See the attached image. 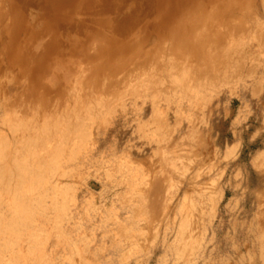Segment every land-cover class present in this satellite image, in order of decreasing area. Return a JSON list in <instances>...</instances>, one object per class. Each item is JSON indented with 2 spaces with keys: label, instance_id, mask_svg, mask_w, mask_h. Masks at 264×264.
I'll use <instances>...</instances> for the list:
<instances>
[{
  "label": "rangeland",
  "instance_id": "rangeland-1",
  "mask_svg": "<svg viewBox=\"0 0 264 264\" xmlns=\"http://www.w3.org/2000/svg\"><path fill=\"white\" fill-rule=\"evenodd\" d=\"M31 1L0 0V146L9 148L12 156L14 151L21 156L30 144L40 156L47 150L56 153L61 144L66 151L63 149L61 164L48 184L57 190L48 192L47 213L39 210L38 225L22 236L23 248L13 247V234L0 237L5 261L13 262L14 251L22 255L27 250L23 255L28 256V264L36 263L37 252L43 253L44 264H264V0H247V5L240 0L241 11L239 0ZM112 8L117 11L109 12ZM205 10L215 12L212 16L206 12L207 16ZM194 24L197 39L186 41L187 29ZM46 66H50L47 71ZM24 111H28L25 116ZM23 118H27L25 122ZM64 174L68 176L56 182ZM55 197L59 213L50 209Z\"/></svg>",
  "mask_w": 264,
  "mask_h": 264
},
{
  "label": "bare ground",
  "instance_id": "bare-ground-1",
  "mask_svg": "<svg viewBox=\"0 0 264 264\" xmlns=\"http://www.w3.org/2000/svg\"><path fill=\"white\" fill-rule=\"evenodd\" d=\"M33 1V0H32ZM31 1V2H32ZM48 1V0H47ZM64 1V0H63ZM207 1V0H206ZM215 0H213V2H214ZM245 1V0H244ZM39 2H41L42 3V1H39ZM50 2V1H49ZM52 2V1H51ZM69 2V1H68ZM81 2V1H80ZM133 2V1H132ZM131 2V3H132ZM198 2V1H197ZM201 2V1H200ZM199 2V3H200ZM209 2V1H208ZM217 2V1H216ZM220 2V1H219ZM223 2V1H222ZM237 2V1H236ZM239 10H240V8H241V6H240V4L242 5V3H241V1L239 0ZM246 2H247V0L244 2L245 4H246ZM254 2V1H253ZM35 3V2H34ZM33 3V4H34ZM38 3V2H37ZM57 3H59V2H57ZM56 3V4H57ZM66 3V2H65ZM130 3V2H129ZM210 3V2H209ZM221 3V2H220ZM226 3V2H225ZM235 3V2H234ZM30 4V3H29ZM40 4V3H39ZM50 4H52V3H50ZM60 4V3H59ZM72 4H74V3H72ZM203 4H204V6H206L205 5V3L203 2ZM207 4V3H206ZM217 4H218V2H217ZM236 4V3H235ZM235 4H233V5H235ZM23 5V4H22ZM40 5H42V4H40ZM54 5V4H53ZM130 5V4H129ZM192 5V4H191ZM200 5V4H199ZM247 5V4H246ZM245 5V6H246ZM47 6V5H46ZM55 6V5H54ZM57 6V5H56ZM60 6V5H59ZM65 6H68V5H65ZM128 6V5H127ZM125 7V11H126V9H128L129 7ZM218 6V5H217ZM216 6V7H217ZM230 6V5H229ZM238 6V5H237ZM237 6H235V8L237 7ZM244 6V7H245ZM31 7H34V6H31ZM51 7H52V5H51ZM109 7V6H108ZM208 6H206V8H207ZM2 8V7H1ZM26 8V7H25ZM37 8H39V7H37ZM50 8V7H49ZM55 8V7H54ZM78 8V7H77ZM92 8V7H91ZM105 8V7H104ZM119 8V7H118ZM196 8V7H195ZM199 8H203V7H199ZM222 8V7H221ZM242 8H243V6H242ZM27 9V8H26ZM34 9H36V7L34 8ZM100 9V8H99ZM130 9V8H129ZM208 9V8H207ZM206 9V10H207ZM212 9V8H211ZM228 9V8H227ZM246 9V8H245ZM51 10V9H50ZM105 10H107V9H104V11ZM200 10V9H199ZM198 10V11H199ZM205 10V13L206 12H208V11H206ZM229 10V9H228ZM239 10H238V12H239ZM7 11V10H6ZM54 11V10H53ZM73 11V10H72ZM80 11V10H79ZM92 11V10H91ZM108 11V10H107ZM115 11H117L116 9H115ZM115 11H114V8H112V9H109V12H111V13H115ZM125 11H123L124 13H125ZM194 11V10H193ZM201 11H202V9H201ZM204 11V10H203ZM217 11H219V10H217ZM217 11H216V13H217ZM231 11V10H230ZM241 11V10H240ZM247 11V10H246ZM64 12V11H63ZM68 12V11H67ZM77 12V11H76ZM88 12H90V11H88ZM101 12V11H100ZM126 12H128V11H126ZM190 12H192V11H190ZM213 12H215V11H213ZM212 12V13H213ZM33 13V12H32ZM72 13H74V12H72ZM91 13V12H90ZM89 13V14H90ZM102 13H103V11H102ZM102 13H101V15H102ZM117 13V12H116ZM129 13V12H128ZM127 13V14H128ZM194 13H195V11H194ZM209 13V12H208ZM211 13V14H212ZM219 13H221V12H219ZM225 13V12H224ZM231 13H232V11H231ZM244 13V9L242 10V14ZM246 13V12H245ZM36 14V13H35ZM52 14V13H51ZM64 14H66V13H64ZM96 14V13H95ZM98 14H100V13H98ZM126 14V13H125ZM124 14V15H125ZM189 14V13H188ZM207 14V13H206ZM210 14V13H209ZM210 14V15H211ZM225 14H227V13H225ZM229 14V13H228ZM25 15V14H24ZM24 15H23V17H24ZM54 15V14H53ZM70 15V14H69ZM80 15V14H79ZM100 15V16H101ZM103 15H106V14H103ZM102 15V16H103ZM121 15H122V13H121ZM183 15V14H182ZM193 14H191V15H189V16H192ZM196 15H197V13H196ZM196 15H194L195 16V18L198 16H196ZM222 15H223V13H222ZM26 16V15H25ZM28 16V15H27ZM33 16V15H32ZM31 16V17H32ZM36 16V15H35ZM43 16V15H42ZM86 16H88V15H86ZM193 16V17H194ZM199 16H201V15H199ZM207 16H208V14H207ZM206 16V17H207ZM212 16V15H211ZM217 16V15H216ZM219 16H221V15H219ZM231 16V15H230ZM22 17V18H23ZM46 17V16H45ZM69 17L70 16H68V19H69ZM112 17V16H111ZM120 17V16H119ZM186 17V20H188L187 19V16H185ZM185 17H184V20H185ZM193 17H191V18H193ZM202 17V16H201ZM13 18V17H12ZM36 19L37 18H39V17H35ZM35 18H33V19H35ZM59 18V17H58ZM103 18H106V16L105 17H103ZM190 18V17H189ZM209 18H210V16H209ZM213 18V17H212ZM215 18V17H214ZM213 18V19H214ZM221 18V17H220ZM230 20H232L230 17H228ZM24 19V18H23ZM22 19V20H23ZM32 19V20H33ZM111 19H113V18H111ZM196 19H198V18H196ZM200 19V18H199ZM203 19V18H202ZM208 19V18H207ZM253 19H255V18H253ZM39 20H41V19H39ZM43 20V19H42ZM48 20V19H47ZM70 20V19H69ZM68 20V21H69ZM73 20V19H72ZM104 20V19H103ZM120 20V19H119ZM125 20V19H124ZM123 20V21H124ZM210 20L212 21V19L210 18ZM223 19H221L220 21H222ZM13 21V20H12ZM16 21V20H15ZM37 21V20H36ZM46 21V20H45ZM96 21V20H95ZM107 21V20H106ZM110 21V20H109ZM108 21V23H110ZM193 21V20H192ZM191 21V22H192ZM216 21H217V18H216ZM219 21V23H220V25L221 24H223V23H221ZM41 22V21H40ZM48 22V21H47ZM69 22H71V21H69ZM97 22V21H96ZM115 22V21H114ZM187 22V21H186ZM186 22H184V27H185V23ZM189 22V21H188ZM187 22V23H188ZM223 22V21H222ZM229 22V21H228ZM227 22V23H228ZM32 23H35V22H32ZM54 22H52V24H53ZM61 23V22H60ZM72 23H73V21H72ZM78 23V22H77ZM195 23H196V21H195ZM207 23V22H206ZM212 23H213V21H212ZM212 23H210V25L212 24ZM5 24V23H4ZM27 24V23H26ZM25 24V25H26ZM29 24H31V23H29L28 22V25ZM36 25L38 24V22H36L35 23ZM43 24V23H42ZM42 24L40 23L39 25H41L42 26ZM55 24V23H54ZM59 24V23H58ZM65 24H67V23H65ZM74 24V23H73ZM100 24V23H99ZM137 24V23H136ZM189 24V23H188ZM187 24V25H188ZM200 24V23H199ZM225 24V23H224ZM231 24H233V23H231ZM236 24V23H235ZM241 24V23H240ZM239 24V25H240ZM24 25V24H23ZM38 25V26H39ZM56 25V24H55ZM82 25V24H81ZM93 25H95V24H93ZM105 25V24H104ZM195 26H194V28L192 27L189 31H188V29H187V34H186V32H185V34L187 35V40L186 41H188V38H190V39H192V38H195L196 36V27H197V24H194ZM207 25H208V23H207ZM217 25H218V23H217ZM227 25V24H226ZM31 26V25H30ZM38 26H36V27H38ZM60 26V25H59ZM83 26V25H82ZM90 26V25H89ZM108 26H110V24L108 25ZM107 26V27H108ZM113 26V25H112ZM116 26V25H115ZM179 26H180V24H179ZM29 27V26H28ZM32 27V26H31ZM66 27V26H65ZM93 27V26H92ZM99 27V26H98ZM106 27V26H105ZM106 27V28H107ZM183 27V28H184ZM202 27V26H201ZM201 27H199V28H201ZM204 27V26H203ZM218 27H219V25H218ZM217 27V28H218ZM229 27V26H228ZM259 27V26H258ZM34 28H35V25H34ZM39 28H40V26H39ZM39 28L37 29V30H39ZM42 28V27H41ZM40 28V29H41ZM44 28H45V26H44ZM61 28V27H60ZM115 28V27H114ZM114 28H112V29H114ZM186 28H190V27H188V26H186ZM215 29V31H217V28L216 27H214ZM21 29V28H20ZM36 29V28H35ZM64 30H65V28H63ZM94 29V28H93ZM104 29V28H103ZM108 29V28H107ZM107 29H105V31L107 30ZM180 29V28H179ZM232 29H234V28H232ZM3 30V29H2ZM68 30V29H67ZM78 30V29H77ZM81 30V29H80ZM96 30V29H95ZM110 30V29H109ZM109 30H108V32H109ZM119 30V29H118ZM135 30V29H134ZM202 30V29H201ZM209 30V29H208ZM207 30V31H208ZM211 30H212V27H211ZM210 30V31H211ZM4 31H6L5 29H4ZM40 31V30H39ZM38 31V32H39ZM46 31V30H45ZM49 31V30H48ZM99 31V30H98ZM178 31V30H177ZM181 31V30H180ZM179 31V32H180ZM226 31V30H225ZM255 31V30H254ZM2 32V31H1ZM35 32H36V30H35ZM41 32V31H40ZM47 32V31H46ZM72 32V31H71ZM91 32V31H90ZM120 32H121V30H120ZM172 32V31H171ZM223 32V31H222ZM233 32V31H232ZM256 32H258V30L256 31ZM4 33V32H3ZM15 33V32H14ZM20 33V32H19ZM37 33V32H36ZM58 33V32H57ZM63 33V32H62ZM61 33V34H62ZM66 33V32H65ZM73 33V32H72ZM97 33V32H96ZM102 33H103V30H102ZM107 33V32H106ZM124 33V32H123ZM174 33V32H173ZM209 33V32H208ZM221 33V32H220ZM237 33V32H236ZM255 33V32H254ZM6 34V33H5ZM17 34V33H16ZM21 34V33H20ZM26 34V33H25ZM59 34V33H58ZM87 34V33H86ZM85 33H84V36L86 35ZM99 33H97V35H98ZM114 34V33H113ZM166 34H167V32H166ZM234 34V33H233ZM24 35V34H23ZM32 35H33V32H32ZM39 35V34H38ZM43 35V34H42ZM46 35V34H45ZM56 35V34H55ZM89 35V34H88ZM91 35V34H90ZM100 35V34H99ZM106 35V34H105ZM121 35H125V33L124 34H121ZM120 35V36H121ZM201 35H202V33H201ZM201 35H199V37L201 36ZM256 35V34H255ZM264 35V34H263ZM18 36H19V34H18ZM17 36V37H18ZM25 36L26 35H24V38H25ZM44 36V35H43ZM47 36V35H46ZM45 36V37H46ZM49 36V35H48ZM47 36V37H48ZM51 36H52V34H51ZM117 36H118V34H117ZM170 36V35H169ZM204 35H202V37H203ZM210 36V35H209ZM234 36V35H233ZM260 36H261V33H260ZM28 37V36H27ZM26 37V38H27ZM31 37H33V36H31ZM37 37V36H36ZM46 37V38H47ZM52 37H54V35L52 36ZM59 37V36H58ZM63 37V36H62ZM107 37V36H106ZM144 37V36H143ZM168 37V36H167ZM183 37V36H182ZM217 37H219V36H217ZM258 37H259V35H258ZM16 38V37H15ZM19 38H20V36H19ZM29 38V37H28ZM40 38H41V36H40ZM44 38V37H43ZM48 38H51V37H48ZM85 38V37H84ZM93 38V37H92ZM148 38H150V36L148 37ZM148 38H147V40H148ZM175 38H177V37H175ZM181 38V37H180ZM260 38V37H259ZM1 39V38H0ZM30 39V38H29ZM75 39V38H74ZM88 39H89V37H88ZM91 39V38H90ZM115 39V38H114ZM119 39V38H118ZM153 39V38H152ZM171 39V38H170ZM195 39H197V38H195ZM211 39V38H210ZM218 39V38H217ZM26 40V39H25ZM25 40H23V43H26L25 42ZM33 40V39H32ZM48 40V39H47ZM46 40V41H47ZM50 41H51V39H49ZM48 40V41H49ZM94 40V39H93ZM92 40V41H93ZM105 40H106V38H105ZM127 40V39H126ZM146 40V39H145ZM151 40V39H150ZM154 40H156V38L154 39ZM173 40V39H172ZM176 40V44H178V43H180L179 42V39L177 40V39H175ZM174 40V41H175ZM183 40H184V38H183ZM202 40V39H201ZM249 40V39H248ZM260 40V39H259ZM14 41H15V39H14ZM50 41L49 42H47V43H49L50 44ZM54 41V40H53ZM111 41H112V39H111ZM118 41V40H117ZM142 41V40H141ZM165 41V40H164ZM177 41H178V43H177ZM208 41V40H207ZM255 41V40H254ZM10 42V41H9ZM123 42V41H122ZM150 43H152L151 41H149ZM173 42V41H172ZM171 42V43H172ZM183 42V41H182ZM191 42H193V41H191ZM11 43V42H10ZM18 43V42H17ZM23 43H22V45H23ZM36 43V42H35ZM86 43V42H85ZM89 43V42H88ZM98 43V42H97ZM106 43V42H105ZM130 43V42H129ZM174 43V42H173ZM193 43H195V42H193ZM213 43V42H212ZM4 44H6V43H4ZM3 44V45H4ZM19 44V43H18ZM26 44H28V43H26ZM31 44V43H30ZM54 44V43H53ZM65 44V43H64ZM67 44V43H66ZM91 44V43H90ZM113 44V43H112ZM134 44H135V42H134ZM138 44H139V41H138ZM147 45L149 44V43H146ZM176 44H174V45H176ZM182 44V43H181ZM181 44H180V46H181ZM242 43H240V45H241ZM251 44V43H250ZM48 45V44H47ZM60 45V44H59ZM58 45V46H59ZM77 45V44H76ZM115 45H117V43L115 44ZM140 45V44H139ZM144 45V44H143ZM174 45H173V47H174ZM184 45V44H183ZM195 45H197V44H195ZM233 45V44H232ZM246 45V44H245ZM9 46H11V45H9ZM13 46V45H12ZM44 46V45H43ZM61 46V45H60ZM74 46V45H73ZM73 46H72V48H73ZM93 46V45H92ZM100 46H102V45H100ZM142 46V45H141ZM146 46V45H145ZM144 46V47H145ZM170 46V45H169ZM179 46V45H178ZM186 46V45H185ZM263 46V45H262ZM48 47V46H47ZM62 47V46H61ZM65 47V46H64ZM104 47V46H103ZM115 47V46H114ZM113 47V48H114ZM117 47V46H116ZM122 47V46H121ZM134 47H136V45H134ZM133 47V48H134ZM138 47V46H137ZM161 47V46H160ZM160 47H159V50H160ZM167 47V46H166ZM171 47V46H170ZM169 47V48H170ZM188 47V46H187ZM193 47V46H192ZM195 47V46H194ZM198 47H200V46H198L197 45V48ZM208 47V46H207ZM219 47V46H218ZM13 48V47H12ZM12 48H10V50L12 49ZM17 48V47H16ZM21 48V47H20ZM26 48V47H25ZM32 48V47H31ZM31 48H30V50H31ZM71 47L69 46V49H70ZM76 48V47H75ZM77 48H79L78 46H77ZM105 48V47H104ZM157 48H158V46H157ZM175 48H177V47H175ZM181 48H182V46H181ZM186 48V47H185ZM189 48V47H188ZM196 47L194 48V49H197ZM209 48V47H208ZM214 48V47H213ZM220 48H221V46H220ZM234 48V47H233ZM242 48V47H241ZM27 49V48H26ZM53 49V48H52ZM65 49H68V48H65ZM94 49V48H93ZM99 49V48H98ZM112 49V48H111ZM117 49V48H116ZM121 49V48H120ZM126 50L128 49V52L127 53H129V48H125ZM137 49V48H136ZM140 49V48H139ZM156 49V48H155ZM163 49V48H162ZM180 49V48H179ZM226 49V48H225ZM238 49V48H237ZM249 49V48H248ZM2 50V49H1ZM22 50V49H21ZM29 50V49H28ZM42 50V49H41ZM55 50H56V48H55ZM58 50V49H57ZM56 50V51H57ZM71 50V49H70ZM74 50V49H73ZM80 50V49H79ZM101 50V49H100ZM104 50V49H103ZM143 50V49H142ZM152 50V49H151ZM150 50V51H151ZM158 50V49H157ZM158 50V51H159ZM172 50V49H171ZM182 50H184V46H183V49ZM222 50V49H221ZM228 50V49H227ZM243 50V49H242ZM13 51V50H12ZM11 51V52H12ZM50 51V50H49ZM54 51V50H53ZM53 51H51V52H53ZM60 51V50H59ZM78 51V50H77ZM90 51V50H89ZM105 51V50H104ZM136 51V50H135ZM149 51V50H148ZM154 51V50H153ZM200 51V53H201V55H202V52H201V49L199 50ZM233 51V50H232ZM14 52H17V51H14ZM27 52H29V51H26V53ZM38 52V51H37ZM51 52H50V54H51ZM58 52V51H57ZM69 52H71V51H69ZM85 53H86V50L84 51ZM109 52H110V49H109ZM120 52V51H119ZM118 52V53H119ZM122 49H121V52H120V54H122ZM133 52V51H132ZM143 52H144V50H143ZM177 52V51H176ZM188 52H189V50H188ZM193 52H194V50H193ZM192 52V53H193ZM195 52H197L198 53V51L196 50ZM226 52V51H225ZM31 53V52H30ZM30 53H28V54H30ZM33 53H34V51H33ZM61 53H63V52H61ZM73 53H74V51H73ZM81 53H83V51L81 52ZM80 53V54H81ZM84 53V54H85ZM107 53V52H106ZM111 53V52H110ZM109 53V54H110ZM117 53V54H118ZM126 53V52H125ZM124 53V54H125ZM146 53V52H145ZM148 53V52H147ZM155 53V52H154ZM184 53V52H183ZM190 53H191V51H190ZM191 53V54H192ZM200 53H198V54H200ZM217 53V52H216ZM234 53V52H233ZM1 54H3V52L1 53ZM5 54V53H4ZM38 54H39V52H38ZM48 54H49V52H48ZM53 54H55V53H53ZM57 54V53H56ZM55 54V55H56ZM58 54H59V52H58ZM119 54V55H120ZM135 54V53H134ZM151 54V53H150ZM149 54V55H150ZM161 54V53H160ZM179 54V53H178ZM187 54V53H186ZM185 54V55H186ZM196 54V53H195ZM195 54L193 55V57L195 56ZM222 54V53H221ZM228 55H229V53H227ZM226 54V55H227ZM36 54H34L33 56H35ZM88 55V54H87ZM105 55V54H104ZM113 55H115L114 53H113ZM112 55V56H113ZM139 55H141L142 56V52L139 54ZM145 55H147V54H145ZM158 55V54H157ZM157 55H155V56H157ZM175 55V54H174ZM179 55H181V54H179ZM178 55V56H179ZM200 55V56H201ZM211 55V54H210ZM213 55V54H212ZM225 55V54H224ZM11 56V55H10ZM26 56V55H25ZM31 56V55H30ZM38 56H40V55H38ZM43 56V55H42ZM83 56V55H82ZM81 56V57H82ZM102 56V54L100 55V57ZM106 56V55H105ZM121 56V55H120ZM120 56H119V58H120ZM135 56H137L136 54H135ZM154 56V55H153ZM170 56V55H169ZM184 56V55H183ZM182 56V57H183ZM189 56H190V54H189ZM192 56V55H191ZM209 56V55H208ZM216 56V55H215ZM218 56H220V52H219V55ZM233 56V55H232ZM24 57V56H23ZM27 57V56H26ZM25 57V59H28V57L26 58ZM48 57H49V55H48ZM64 57H66L65 55H64ZM107 57H110V56H108V53H107ZM123 57H124V55H123ZM128 57V56H127ZM138 57V56H137ZM192 57V58H193ZM197 57V56H196ZM199 57V56H198ZM229 57V56H228ZM235 57V56H234ZM238 57V56H237ZM256 57V56H255ZM254 57V58H255ZM258 57V56H257ZM39 58V57H38ZM58 58V57H57ZM68 58V57H67ZM67 58H66V61H67ZM101 58H103V57H101ZM104 58H106V57H104ZM112 58V57H111ZM111 58H110V60H111ZM119 58L117 57V59L119 60ZM126 58V57H125ZM124 58V59H125ZM142 58V57H141ZM144 58V57H143ZM142 58V59H143ZM147 58V57H146ZM177 58H179V57H177ZM192 58H190V59H192ZM226 58V57H225ZM232 58V57H231ZM13 59H15V58H13ZM37 59V58H36ZM47 59V58H46ZM52 59H53V57H52ZM63 59V58H62ZM69 59H70V56H69ZM83 59V58H82ZM113 59V58H112ZM116 59V60H117ZM128 59V58H127ZM154 59V58H153ZM153 59H151V60H153ZM183 59V58H182ZM196 59H198V58H196ZM204 59V58H203ZM209 59V58H208ZM229 59V58H228ZM29 60V59H28ZM40 60V59H39ZM49 60V59H48ZM79 60H81V59H79ZM105 60V59H104ZM146 60V59H145ZM148 60V59H147ZM150 60V59H149ZM157 61H158V59H156ZM175 60V59H174ZM210 60V59H209ZM216 60V59H215ZM51 61V60H50ZM55 61V60H54ZM54 61H52L53 63H54ZM58 61V60H57ZM56 61V62H57ZM64 61V60H63ZM121 61V60H120ZM160 61V60H159ZM159 61H158V63H159ZM172 61V60H171ZM178 61V60H177ZM190 61V60H189ZM200 61V60H199ZM198 61V62H199ZM241 61V60H240ZM14 62V61H13ZM12 62V63H13ZM47 62V61H46ZM49 62V61H48ZM48 62H47V64H48ZM72 62V61H71ZM78 62V61H77ZM97 62H98V60H97ZM197 62V61H196ZM225 62H226V60H225ZM65 63V62H64ZM96 63V62H95ZM157 63V64H158ZM161 63V62H160ZM175 63V62H174ZM180 63V62H179ZM253 63V62H252ZM14 64V63H13ZM20 64V63H19ZM25 64V63H24ZM58 64H61L60 62H58ZM66 64H68V63H66ZM97 64V63H96ZM102 64V63H101ZM109 64V63H108ZM118 64H119V62H118ZM122 64V63H121ZM157 64H155V65H157ZM171 64V63H170ZM178 64V63H177ZM190 64H192V63H190ZM240 64V63H239ZM30 65V64H29ZM33 65V64H32ZM45 65H46V63H45ZM76 65H78V64H76ZM88 65V64H87ZM99 65V64H98ZM111 65V64H110ZM120 65V64H119ZM125 65V64H124ZM151 65H153V63L151 64ZM150 65V66H151ZM154 65V66H155ZM173 65V64H172ZM171 65V66H172ZM188 65H189V63H188ZM198 65V64H197ZM262 65V64H261ZM23 66V65H22ZM36 66V65H35ZM37 66H39V65H37ZM71 66V65H70ZM79 66V65H78ZM90 66V65H89ZM96 66V65H95ZM166 66V65H165ZM191 66V65H190ZM237 66V65H236ZM12 67V66H11ZM17 67V66H16ZM31 67V66H30ZM49 67V68H48ZM64 67V66H63ZM73 67H74V65H73ZM92 67V66H91ZM105 67V66H104ZM107 67V66H106ZM159 67H160V64H159ZM169 67V66H168ZM174 67V66H173ZM179 67H182L181 66V63H180V66ZM192 67V66H191ZM27 68H29V67H27ZM34 68V67H33ZM38 68V67H37ZM44 68V67H43ZM46 71L48 70V69H50V66H46ZM68 68V67H67ZM121 68V67H120ZM157 67H155V69H156ZM182 68H184V66L182 67ZM186 68H187V66H186ZM205 68V67H204ZM234 68V67H233ZM45 69V68H44ZM90 69H92V68H90ZM117 69V68H116ZM131 69V68H130ZM160 69H161V67H160ZM178 69V68H177ZM185 69V68H184ZM195 69V68H194ZM238 69V68H237ZM251 69V68H250ZM78 70V69H77ZM102 70H103V67H102ZM107 70H109V69H107ZM136 70V69H135ZM168 70V69H167ZM174 70V69H173ZM20 71V70H19ZM38 72H39V70H37ZM45 71V72H46ZM75 71V70H74ZM73 70H72V72H74ZM94 71V70H93ZM96 71V70H95ZM179 71V70H178ZM181 71V70H180ZM187 71H189V69L187 70ZM54 72V71H53ZM82 72V71H81ZM97 72V71H96ZM96 72H94V73H96ZM100 72V71H99ZM98 72V73H99ZM117 72V71H116ZM151 72V71H150ZM154 72V71H153ZM156 72V71H155ZM164 72H166V71H164ZM175 72V71H174ZM173 72V73H174ZM193 72V71H192ZM228 72V71H227ZM20 73V72H19ZM24 73V72H23ZM40 73V72H39ZM55 73V72H54ZM67 73V72H66ZM103 73V72H102ZM127 73V72H126ZM146 73V72H145ZM168 73V72H167ZM196 73V72H195ZM206 73H207V71H206ZM242 73V72H241ZM252 73V72H251ZM68 74V73H67ZM79 74H80V72H79ZM88 74H90V73H88ZM106 74V73H105ZM125 74V73H124ZM134 74V73H133ZM151 74V73H150ZM161 74V73H160ZM203 74V73H202ZM227 74V73H226ZM233 74H234V72H233ZM20 75V74H19ZM35 75V74H34ZM39 75V74H38ZM72 76H73V73L71 74ZM70 75V76H71ZM96 75V74H95ZM98 75V74H97ZM137 75V74H136ZM135 75V76H136ZM152 75V74H151ZM178 75V74H177ZM229 75V74H228ZM239 75V74H238ZM248 75V74H247ZM33 76V75H32ZM40 76H42L41 74H40ZM60 76V75H59ZM72 76H71V78H72ZM90 76V75H89ZM99 76V75H98ZM101 76V75H100ZM141 76V75H140ZM154 76V75H153ZM168 76V75H167ZM192 76V75H191ZM250 76V75H249ZM26 77H28V75H26ZM30 77V76H29ZM44 77V76H43ZM94 77V76H93ZM157 77V76H156ZM183 77V76H182ZM189 77V76H188ZM248 77V76H247ZM25 78V77H24ZM33 78H35V77H33ZM42 78V77H41ZM86 78V77H85ZM89 78V77H88ZM96 78V77H95ZM122 78V77H121ZM130 78V77H129ZM132 78V77H131ZM158 78V77H157ZM160 78V77H159ZM171 78V77H170ZM185 78V77H184ZM190 78H192V77H190ZM195 77H193L192 79H194ZM196 78H198L199 79V77H197L196 76ZM195 78V80H197ZM224 78H226L227 79V77H224ZM36 79V78H35ZM57 79H58V77H57ZM138 79H139V77H138ZM161 79V78H160ZM159 79V80H160ZM177 79V78H176ZM213 79V78H212ZM238 79V78H237ZM14 80H15V78H14ZM26 80H28V79H26ZM144 80H145V77H144ZM188 80H190V79H188ZM217 80H218V78H217ZM217 80H215V82L217 81ZM224 80V79H223ZM228 80V79H227ZM17 81H18V79H17ZM20 81H22L21 79H20ZM31 81V80H30ZM125 81V80H124ZM129 81V80H128ZM202 81V80H201ZM9 82V81H8ZM19 82V81H18ZM38 82V81H37ZM73 82V81H72ZM93 82H95V81H93ZM108 82V81H107ZM112 82H113V80H112ZM172 82V81H171ZM210 82V81H209ZM236 82H237V80H236ZM79 83V82H78ZM117 83V82H116ZM125 83V82H124ZM158 83V82H157ZM194 83V82H193ZM4 84V83H3ZM11 84V83H10ZM15 84V83H14ZM23 84V83H22ZM28 84V83H27ZM59 84V83H58ZM57 84V85H58ZM83 84H85V82L83 83ZM83 84H81V85H83ZM98 84V83H97ZM165 84V83H164ZM187 84H189L188 82H187ZM203 84V83H202ZM206 84V83H205ZM205 84H204V87H205ZM209 84V83H208ZM217 85H218V83H216ZM224 84V83H223ZM226 84H227V81H226ZM237 84V83H236ZM24 85V84H23ZM55 85V84H54ZM62 85V84H61ZM138 85V84H137ZM140 85V84H139ZM157 85H159V84H157ZM169 85H171V84H169ZM192 85V84H191ZM194 85V84H193ZM235 85V84H234ZM15 86V85H14ZM17 86V85H16ZM34 86V85H33ZM44 86H46L45 84H44ZM63 86V85H62ZM68 86V85H67ZM71 86V85H70ZM73 86V85H72ZM99 86V85H98ZM110 86V85H109ZM142 86V85H141ZM163 86V85H162ZM161 85H160V87H162ZM207 86V85H206ZM26 87V86H25ZM29 87V86H28ZM41 87V86H40ZM48 87V86H47ZM94 87H95V85H94ZM93 87V88H94ZM113 87V86H112ZM172 87V86H171ZM182 87V86H181ZM192 87V86H191ZM210 87V86H209ZM24 88V87H23ZM60 88V87H59ZM63 88V87H62ZM66 88H69V87H66ZM83 88V87H82ZM92 88V89H93ZM97 88V87H96ZM155 88V87H154ZM173 88V87H172ZM185 88V87H184ZM228 88V87H227ZM31 89H32V92L35 90H33V88L31 87ZM49 89V88H48ZM53 89V88H52ZM56 89V88H55ZM58 89V88H57ZM165 89V88H164ZM167 89V88H166ZM171 89V88H170ZM177 89V88H176ZM208 89V88H207ZM26 90V89H25ZM43 90V89H42ZM49 90H51V89H49ZM59 90V89H58ZM64 90V89H63ZM84 90L85 89H83V92H84ZM97 90V89H96ZM107 90V89H106ZM135 90V89H134ZM137 90V89H136ZM154 90V89H153ZM174 90V89H173ZM184 90V89H183ZM203 90V89H202ZM27 91H30V88H28L27 89ZM45 91V90H44ZM55 91V90H54ZM54 91H51V92H54ZM65 91V90H64ZM100 91V90H99ZM111 91V90H110ZM116 91V90H115ZM138 91V90H137ZM150 91H152V90H150ZM159 91V90H158ZM165 91V90H164ZM163 91V92H164ZM180 91V90H179ZM193 91V90H192ZM31 92V91H30ZM47 92V91H46ZM63 92V91H62ZM82 92V91H81ZM98 92V91H97ZM108 92V91H107ZM106 92V93H107ZM140 92V91H139ZM170 92V91H169ZM209 92V91H208ZM19 93H20V91H19ZM36 93V92H35ZM94 93H96V92H94ZM101 93V92H100ZM165 93H166V91H165ZM206 93V92H205ZM22 94H23V92H22ZM26 94H27V92H26ZM32 94V93H31ZM31 94H29L28 93V95H30V97H31ZM47 94V93H46ZM49 94V93H48ZM84 94V93H83ZM98 94V93H97ZM104 94V93H103ZM108 94V93H107ZM157 94V93H156ZM171 94V93H170ZM176 94V93H175ZM174 94V95H175ZM182 94V93H181ZM184 94V93H183ZM14 95V94H13ZM24 95V94H23ZM38 95V94H37ZM52 95V94H51ZM61 95V94H60ZM113 95V94H112ZM152 95V94H151ZM158 95V94H157ZM166 95V94H165ZM192 95V94H191ZM1 96H2V94H1ZM21 96V95H20ZM19 95H18V97H20ZM25 96V95H24ZM33 96V95H32ZM93 96V95H92ZM113 96H115V95H113ZM122 96H124L123 94H122ZM172 96H173V94H172ZM17 97V96H16ZM17 97V98H18ZM97 97V96H96ZM109 97V96H108ZM159 97V96H158ZM199 97V96H198ZM16 98V99H17ZM21 98V97H20ZM29 98V97H28ZM32 98V97H31ZM31 98H30V100H31ZM41 98V97H40ZM44 98V97H43ZM59 98V97H58ZM65 98V97H64ZM109 98H111V96L109 97ZM113 98V97H112ZM151 98V97H150ZM149 98V99H150ZM172 98V97H171ZM182 98V97H181ZM186 98V97H185ZM15 99V98H14ZM19 99V98H18ZM17 99V100H18ZM45 99V98H44ZM55 99V98H54ZM94 99V98H93ZM105 99V98H104ZM115 99V98H114ZM128 99V98H127ZM148 99V98H147ZM167 99V98H166ZM177 99V98H176ZM23 100V99H22ZM59 100H60V98H59ZM74 100V99H73ZM88 100V99H87ZM112 100V99H111ZM191 100V99H190ZM203 100V99H202ZM16 101V100H15ZM25 101V100H24ZM28 101V100H27ZM26 101V102H27ZM138 101V100H137ZM158 100H156V102H157ZM183 101V100H182ZM185 101V100H184ZM192 101V100H191ZM3 102V101H2ZM12 102H13V100H12ZM17 102V101H16ZM18 102H20V101H18ZM18 102H17V104H18ZM42 102H43V99H42ZM53 102V101H52ZM69 102H71V101H69ZM81 102H82V100H81ZM106 102V101H105ZM148 102V101H147ZM180 102V101H179ZM44 103V102H43ZM65 103V102H64ZM22 104V103H21ZM20 104V105H21ZM26 104V103H25ZM42 104V103H41ZM49 104V103H48ZM57 104V103H56ZM155 103L153 102V105H154ZM157 104V103H156ZM65 105V104H64ZM63 105V106H64ZM80 105L82 106V104L80 103ZM183 105V104H182ZM11 106V105H10ZM14 106H16L15 105V103H14ZM41 106V105H40ZM39 106V107H40ZM44 106V105H43ZM45 106H46V103H45ZM61 106V105H60ZM59 106V107H60ZM20 107V106H19ZM18 107V108H19ZM155 107V106H154ZM153 107V108H154ZM177 107V106H176ZM11 108V107H10ZM16 108V107H15ZM46 108V107H45ZM49 108V107H48ZM64 108V107H63ZM77 108V107H76ZM23 109H25L26 110V108L24 107ZM30 109V108H29ZM42 109V108H41ZM67 109V108H66ZM97 109V108H96ZM28 110V109H27ZM45 110H47V109H45ZM63 110V109H62ZM98 110V109H97ZM121 110V109H120ZM42 111V110H41ZM49 111V110H48ZM76 111V110H75ZM28 112V111H27ZM26 111H24L23 112V114L24 113H27ZM98 112V111H97ZM123 112V111H122ZM40 113V112H39ZM95 113V112H94ZM28 114V113H27ZM45 114V113H44ZM94 115V114H93ZM106 115V114H105ZM6 116V115H5ZM10 116V115H9ZM21 116H22V114H21ZM24 116H25V114H24ZM56 116V115H55ZM113 116V115H112ZM154 116V115H153ZM27 117V116H26ZM160 117V116H159ZM7 118H9V117H7ZM10 118H11V116H10ZM20 118V117H19ZM94 118V117H93ZM166 118V117H165ZM192 118H194V117H192ZM27 118H23V121L25 122V120H26ZM48 119V118H47ZM16 120H17V118H16ZM15 120V121H16ZM34 120V119H33ZM97 120H98V117H97ZM101 120V119H100ZM155 120V119H154ZM13 121V120H12ZM41 121V120H40ZM39 121V122H40ZM66 121V120H65ZM156 121V120H155ZM14 122V121H13ZM78 122V121H77ZM54 123V122H53ZM154 123H157V122H154ZM159 123H161V121H159ZM162 123H163V121H162ZM18 124V123H17ZM48 124V123H47ZM158 124V123H157ZM77 125V124H76ZM75 125V126H76ZM165 126H166V124H164ZM164 125H162V126H164ZM16 126V125H15ZM41 126V125H40ZM74 126V125H73ZM85 126V125H84ZM84 126H82L83 128H84ZM88 126V125H87ZM13 127V126H12ZM70 127V126H69ZM153 127V126H152ZM2 128H4V127H2ZM37 128V127H36ZM52 128V127H51ZM54 128V127H53ZM159 128V127H158ZM37 129H40V128H37ZM50 129V128H49ZM91 129V128H90ZM166 129V128H165ZM164 129V130H165ZM17 130V129H16ZM25 130V129H24ZM48 130V129H47ZM59 130H60V128H59ZM15 131V130H14ZM33 131V130H32ZM43 131V130H42ZM53 131V130H52ZM56 131V130H55ZM76 131H78V130H76ZM75 131V133H77ZM157 131V130H156ZM69 132V131H68ZM79 132V131H78ZM86 132V131H85ZM165 132V131H164ZM83 133V132H82ZM167 133V132H166ZM32 134H33V132H32ZM31 134V135H32ZM36 134V133H35ZM39 134V133H38ZM43 134H44V132H43ZM50 134V133H49ZM57 134V133H56ZM85 134V133H84ZM53 135H54V133H53ZM66 135V134H65ZM36 136V135H35ZM44 136V135H43ZM48 136V135H47ZM50 136V135H49ZM59 136V135H58ZM92 136V135H91ZM167 136V135H166ZM55 137V136H54ZM88 137V136H87ZM86 137V138H87ZM4 138V137H3ZM34 138V137H33ZM62 138V137H61ZM73 138V137H72ZM75 138V137H74ZM82 138H83V136H82ZM25 139H26V137H25ZM24 139V140H25ZM54 139V138H53ZM59 140H60V138H58ZM57 139V140H58ZM16 140V139H15ZM34 140V139H33ZM32 140V141H33ZM40 140V139H39ZM43 140V139H42ZM57 140H55V141H57ZM69 140V139H68ZM52 141V140H51ZM72 141V140H71ZM70 141V142H71ZM87 141H89V140H87ZM193 141V140H192ZM23 142V141H22ZM21 141H20V143L19 144H21L22 143ZM38 142V141H37ZM46 142V141H45ZM64 142V141H63ZM85 142V141H84ZM13 143V142H12ZM15 143H18V142H15ZM29 143V142H28ZM58 143V142H57ZM6 144V143H5ZM31 145V147H29V146H27V148L25 149V150H23L24 151V153L21 155V156H19V154H16L15 155V152L16 151H14V156H12V155H10V153L7 151L8 149H6V147L4 146V145H2V146H0V149H3L4 147V149L3 150H0V237H3V235L4 234H13L14 236H15V238H14V236H13V242H12V245H13V247H19L20 245H21V247H22V236L24 235V233H28V232H30V229L33 227L34 228V226H36V225H38L37 224V219H38V216H40L41 217V215H40V212H39V210L40 209H43V211L44 212H46L45 210H44V208L46 207V205H45V203H46V198H47V196H48V192L49 191H52V192H55L57 189L55 188V186H52V187H49L48 186V184L49 185H51V183H50V180L52 179V175H55L56 174V172H57V169L59 168V165L61 164V162H60V160H62L61 159V157H62V153L64 152V151H66V148L64 149V146H63V144H61V146H60V148H58V150H57V152L55 153V151H53V152H51V150H47V152L45 153V155L44 156H40V155H38L37 154V152L35 151V148L33 147V149H32V144H30ZM164 145V144H163ZM20 146V145H19ZM38 146V145H37ZM80 146V145H79ZM8 147V146H7ZM16 147H18V146H16L15 145V147H14V149L16 148ZM53 147H55V146H53ZM58 147V146H57ZM81 147V146H80ZM21 148H22V146H21ZM63 149H64V151H63ZM79 149V148H78ZM74 150V149H73ZM72 150V151H73ZM164 150V149H163ZM45 151V150H44ZM49 151L51 152V154H49ZM75 151H77V150H75ZM74 151V152H75ZM84 151V150H83ZM165 151V150H164ZM79 152H81V151H79ZM21 153H22V150H21ZM8 154V155H7ZM67 154H69V152L67 153ZM72 154V153H71ZM84 155V153L82 154V156ZM69 156V155H68ZM79 157V156H78ZM77 158V157H76ZM85 158V157H84ZM78 160V159H77ZM97 162V161H96ZM125 162V161H124ZM168 162V161H167ZM259 162V161H258ZM264 162V161H263ZM85 163V162H84ZM256 163V162H255ZM63 164H64V161H63ZM62 164V165H63ZM68 164V163H67ZM164 164V163H163ZM259 164V163H258ZM65 166H67V165H65ZM90 166V165H89ZM91 166H93V165H91ZM122 166V165H121ZM133 167V166H132ZM77 168V167H76ZM109 169V168H108ZM111 169H113V168H111ZM115 169V168H114ZM136 169V168H135ZM71 170V169H70ZM133 170V169H132ZM261 170V169H260ZM125 171V170H124ZM60 172V171H59ZM76 172V171H75ZM70 173H71V171H70ZM105 173V172H104ZM67 174V173H66ZM66 174H64V175H61V177H58L57 178V181L56 182H59V183H61L62 182V180L63 179H65L66 178V176H68V175H66ZM75 174V173H74ZM82 175V174H81ZM54 178V177H53ZM131 178V177H130ZM181 178V177H180ZM69 179V178H68ZM74 179H75V176H74ZM67 180V179H66ZM52 181V180H51ZM71 181V180H70ZM131 182V181H130ZM118 184V183H117ZM141 184V183H140ZM56 185H58V184H56ZM76 187H77V185H76ZM68 188H69V186H68ZM46 190V191H45ZM67 191V190H66ZM152 191V190H151ZM69 192V191H68ZM137 192H139V190L137 191ZM46 193V194H45ZM62 193V192H61ZM72 193V192H71ZM36 194H37V196H36ZM62 195V194H61ZM66 195V194H65ZM6 196L8 197V203H6L5 202V199H6ZM35 196V197H34ZM64 195H62L61 197H63ZM131 196V195H130ZM66 197V196H65ZM65 197H63V198H65ZM58 198L60 199V197L58 196ZM129 198V197H128ZM54 200L55 201H52V203H51V205H50V209H52V211H55V212H58L59 213V210H60V205L57 203L58 201H56V197L54 198ZM200 200V199H199ZM211 200V199H210ZM7 201V200H6ZM70 201H72L71 199H70ZM74 201V200H73ZM60 202V201H59ZM62 202H63V200H62ZM4 203H6L7 205H8V207H7V209H6V211L5 212H3V210H1V207L3 206V204ZM48 204V203H47ZM58 204V205H57ZM128 204V203H127ZM182 204V203H181ZM218 204V203H217ZM67 206V204L65 205V207ZM154 206V205H153ZM192 206V205H191ZM198 206V205H197ZM5 207V206H4ZM42 207V208H41ZM200 207V206H199ZM183 208V207H182ZM198 208V207H197ZM198 210V209H197ZM48 211V210H47ZM93 211V210H92ZM195 211V210H194ZM44 212H43V214H44ZM6 213H7V215H6ZM47 213V212H46ZM52 213V212H51ZM69 212H67V214H68ZM111 213V212H110ZM196 213V212H195ZM50 214V213H49ZM48 214V215H49ZM188 214V213H187ZM45 215V214H44ZM61 215V214H60ZM59 215V216H60ZM104 215V214H103ZM46 216V215H45ZM52 216V215H51ZM44 217V216H43ZM57 217V216H56ZM60 218V217H59ZM184 218V217H183ZM187 218V217H186ZM212 218V217H211ZM41 219V218H40ZM45 219V218H44ZM151 219V218H150ZM53 220V219H52ZM186 220V219H185ZM55 221V220H54ZM50 222V221H49ZM53 222V221H52ZM118 222V221H117ZM186 222V221H185ZM39 223V222H38ZM58 223V222H57ZM57 223H54V224H57ZM48 224V223H47ZM82 224V223H81ZM188 224V223H187ZM39 225H40V223H39ZM45 225V224H44ZM104 225V224H103ZM190 225V224H189ZM32 226V227H31ZM41 226V225H40ZM53 226V225H52ZM185 226V225H184ZM42 227H44V226H42ZM46 227V226H45ZM49 227V226H48ZM65 227V226H64ZM186 227V226H185ZM58 228V227H57ZM29 229V230H28ZM49 229V228H48ZM184 229V228H183ZM188 229H190V228H188ZM32 230V229H31ZM82 230V229H81ZM181 230V229H180ZM260 230H261V228H260ZM43 231V230H42ZM66 231V230H65ZM67 231H69V230H67ZM66 231V232H67ZM130 231V230H129ZM147 231V230H146ZM185 231V230H184ZM190 231V230H189ZM188 231V232H189ZM45 232V231H44ZM62 232V231H61ZM47 233V232H46ZM45 233V234H46ZM56 233H58V232H56ZM64 233V232H63ZM9 234V235H10ZM39 234V233H38ZM44 234V233H43ZM87 234V233H86ZM26 235V234H25ZM57 235V234H56ZM64 235V234H63ZM68 235V234H67ZM66 235V236H67ZM182 235H183V233L181 234V237H182ZM8 236V235H7ZM42 236V235H41ZM58 236V235H57ZM180 236V235H179ZM32 237H34V235L31 233V238ZM68 237V236H67ZM26 238V237H25ZM24 238V239H25ZM30 238V237H29ZM42 238V237H41ZM69 238V237H68ZM67 238V239H68ZM9 239V241H10V239H11V237L10 238H8ZM8 239H7V241H8ZM45 239H46V237H45ZM82 239V238H81ZM183 239V237L181 238V240ZM1 240H2V242L4 243V240L1 238ZM36 240V238L34 239V241ZM40 240V239H39ZM53 240H55V239H53ZM78 240V239H77ZM76 240V242H78ZM262 240V239H261ZM32 241H33V239H32ZM183 241V240H182ZM11 242V241H10ZM39 241H37L36 242V244L35 245H37V243H38ZM71 242V241H70ZM75 242V241H74ZM83 242V241H82ZM80 243V242H79ZM85 243V242H84ZM261 243V242H260ZM40 244V243H39ZM48 244V243H47ZM127 244V243H126ZM175 244V243H174ZM186 244V243H185ZM190 244V243H189ZM264 244V243H263ZM5 245V244H4ZM34 245V246H35ZM63 245H64V243H63ZM79 245V244H78ZM82 245V244H81ZM27 246V245H26ZM43 246L44 247H46L45 246V244H43ZM56 246V245H55ZM60 246V245H59ZM82 246H85V245H82ZM4 247V246H3ZM8 247H9V245H8ZM41 247V246H40ZM44 247H42L43 249H44ZM187 247V246H186ZM260 247V246H259ZM23 248V247H22ZM38 248V247H37ZM47 248V247H46ZM54 248V247H53ZM85 248V247H84ZM185 248V247H184ZM188 248V247H187ZM191 248H192V246H191ZM194 248V247H193ZM55 249V248H54ZM65 249V248H64ZM75 249V248H74ZM181 249V248H180ZM262 249V248H261ZM264 249V248H263ZM262 249V250H263ZM26 250V249H25ZM42 250V249H41ZM56 250V249H55ZM67 251H68V249H66ZM80 249H77L76 251H79ZM129 250V249H128ZM3 251L4 250H0V264H28L29 262H27V260H29V258H28V256L26 257V256H24L23 254L24 253H26L27 252V250L21 255V252L18 250V251H14L12 254H13V256H15L14 257V260H13V262H6L5 261V259H6V257H4V253H3ZM9 251V250H8ZM65 251V250H64ZM88 251V250H87ZM7 252V251H6ZM61 252V251H60ZM73 252V251H72ZM71 252V253H72ZM182 252V251H181ZM180 252V253H181ZM195 252H197V251H195ZM64 253V252H63ZM84 253V252H83ZM134 253V252H133ZM198 253V252H197ZM10 254V253H9ZM30 254V253H29ZM28 254V255H29ZM34 254H35V251H34ZM43 254V253H42ZM40 252L38 253H36V258L34 259L35 261L34 262H36L35 264H40V263H43V255H42ZM60 254V253H59ZM75 254V253H74ZM26 255V254H25ZM77 255V254H76ZM177 255V254H176ZM191 255V254H190ZM12 257V256H11ZM11 257H9V258H11ZM58 257V256H57ZM192 257V256H191ZM12 259V258H11ZM10 259V260H11ZM46 259H48L47 257H46ZM45 259V260H46ZM81 259H82V257H81ZM44 260V262L46 263V261ZM78 260V259H77ZM182 260V259H181ZM54 261V260H53ZM33 262V261H32ZM76 262V261H75ZM61 263V262H60ZM71 263V262H70ZM69 263V264H70ZM77 263V262H76ZM86 263V262H85ZM89 263V262H88ZM44 264V263H43ZM87 264V263H86Z\"/></svg>",
  "mask_w": 264,
  "mask_h": 264
}]
</instances>
